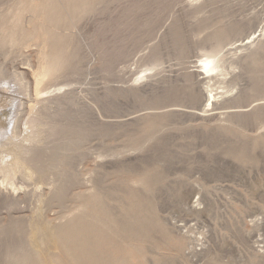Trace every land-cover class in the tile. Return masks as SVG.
Masks as SVG:
<instances>
[{
    "label": "rangeland",
    "instance_id": "374dc122",
    "mask_svg": "<svg viewBox=\"0 0 264 264\" xmlns=\"http://www.w3.org/2000/svg\"><path fill=\"white\" fill-rule=\"evenodd\" d=\"M262 27L264 0H0V157L39 147L0 264H264Z\"/></svg>",
    "mask_w": 264,
    "mask_h": 264
},
{
    "label": "bare ground",
    "instance_id": "6f19581e",
    "mask_svg": "<svg viewBox=\"0 0 264 264\" xmlns=\"http://www.w3.org/2000/svg\"><path fill=\"white\" fill-rule=\"evenodd\" d=\"M263 30H264V27H262L261 29H256L249 36L241 39L240 40V48H246V49L251 48L252 47L251 45L253 42H255L256 38L258 36L262 35ZM260 50H264V43H258L256 49L253 50V52H251V54L249 53L250 55L248 57H251L253 59L257 58L256 54ZM47 58H50V59L46 63V66L44 67L42 72L39 73L40 78H36L38 81V84L41 83L43 81V79H45L46 77H49L50 75L57 73L60 69H63L61 67V64H62L61 63V55H55V56L50 55L49 56V54H48ZM219 67H220V64H219V61L217 59V54H212V55H208L205 59H201L200 63L197 62V64H195L194 72L198 76H203L204 78H206V77H208V75L211 72L217 70ZM66 68H67V66H66ZM202 97L203 96H201L200 99H202ZM204 100L206 103V107H208V108L214 107V104H215V102H214L215 101V95L214 94H211L209 96L204 95ZM50 124H51V128H49L47 130L49 136L51 134H53V132H54L53 129H56V128H54L56 126L55 121H54V123L51 121ZM33 146H35V145H33ZM33 146L29 147V146L24 145V144H21L19 146L15 145L14 147L12 146V147H10V149H8V152L6 153V156H9L8 158H5L6 156L0 157V173L2 174V175H0V178H2V180H1L2 182L0 183V193L7 194L9 196L14 195L17 192V188H18L17 183H16L17 174L23 173L26 176L29 175L27 173L29 171H27V170L32 168V166H29V161H30L29 159H30V157H35L34 153L35 154L39 153L37 151L39 149V147L37 145L35 147H33Z\"/></svg>",
    "mask_w": 264,
    "mask_h": 264
}]
</instances>
